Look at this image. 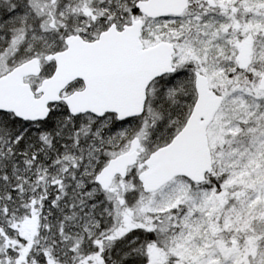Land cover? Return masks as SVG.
Listing matches in <instances>:
<instances>
[{"label":"snow or ice","instance_id":"6c2138e0","mask_svg":"<svg viewBox=\"0 0 264 264\" xmlns=\"http://www.w3.org/2000/svg\"><path fill=\"white\" fill-rule=\"evenodd\" d=\"M0 264H264V0H0Z\"/></svg>","mask_w":264,"mask_h":264}]
</instances>
